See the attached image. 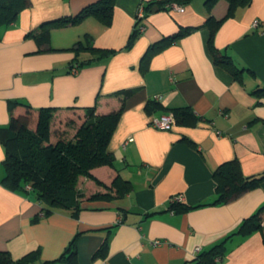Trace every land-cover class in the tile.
Segmentation results:
<instances>
[{
	"label": "crops",
	"instance_id": "1",
	"mask_svg": "<svg viewBox=\"0 0 264 264\" xmlns=\"http://www.w3.org/2000/svg\"><path fill=\"white\" fill-rule=\"evenodd\" d=\"M95 1L30 0L15 22L0 26V125L10 121L9 99L82 114L96 99L101 112L117 107L111 94L131 89L108 144L114 169L131 188L111 199L81 200L76 216L68 210L43 216L32 194L1 184L5 152L0 143V249L19 258L40 248L42 259H55L77 236L78 264H192L196 247L206 250L220 242L264 204L263 180L230 202L199 205L214 199L212 173L223 161L237 158L244 175L264 171V96L254 93L264 87V26H252L255 18L264 20V0H250L230 14L228 0H190L182 10L152 5L139 19L143 29L130 47L139 7L158 0H115L109 25L90 16L54 28L51 51L37 52L35 39L26 36L42 21L74 15ZM209 17L223 19L214 43L243 70L240 80L213 61ZM184 27L195 28L141 62L149 45ZM85 35L95 47L115 52L73 73L70 46ZM89 57L86 51L79 54L81 60ZM149 101L157 105L148 112ZM184 106L198 117L194 124L174 121L169 130L151 125L153 118ZM23 111L18 106L14 113ZM94 173L110 182L114 170L100 167ZM84 185L90 193L97 189L88 181ZM176 196L199 206L172 211ZM105 239L106 249L95 254ZM154 239L162 242L154 245ZM215 264H264V233L234 235Z\"/></svg>",
	"mask_w": 264,
	"mask_h": 264
},
{
	"label": "trees",
	"instance_id": "2",
	"mask_svg": "<svg viewBox=\"0 0 264 264\" xmlns=\"http://www.w3.org/2000/svg\"><path fill=\"white\" fill-rule=\"evenodd\" d=\"M114 1L97 0L84 6L74 15L44 20L39 26L27 32L26 36L35 39L38 45L37 52L51 51L53 48L49 45V39L52 29L77 24L90 16L103 25H109L112 20ZM189 1H151L145 4L144 11L147 13L152 5H156L157 8L171 9L170 6L173 4L184 6ZM208 1L211 3L214 0ZM228 1L229 14L238 5L250 3V0ZM30 4V0H0V26L15 22L19 13ZM222 20L209 17L205 21L209 28L208 49L215 64L240 80L243 70L233 62L230 56L222 54L214 43L216 31ZM138 22L128 37L126 47L132 46L140 33ZM194 28L184 27L174 34L153 42L146 49L141 62L146 64L153 54ZM70 49L75 52V56L69 64V71L73 67L80 70L91 60L110 57L115 52L112 49L95 47L89 35L75 41ZM84 51L89 52L90 57L81 60L79 54ZM140 68H143V65L140 64ZM131 92V89H126L112 93L111 95L118 100L115 108L101 112L98 110L96 99L93 105L83 107L82 114L71 112L63 114L59 112L58 107L34 109L29 103L18 98L9 99L10 121L8 125H0V143L5 152L1 184L10 190H24L32 194L41 204L43 216L55 210H68L71 216H76L80 209V201L83 199H111L114 194L121 196L128 192L131 183L114 169L115 156L108 149V144L122 114L124 99ZM254 93L258 97L264 96V87L256 89ZM156 105V102L149 101L145 108L149 112ZM18 106L24 108V111L15 114L14 110ZM170 111L178 124L192 125L198 119L188 106L175 107ZM100 167L114 170L110 182H105L95 175L94 170ZM212 175L215 181V197L212 201L199 205L230 202L246 191L256 188L264 180V171L254 175H244L237 158L220 163ZM85 181L91 182L97 189L91 193L88 192V187L84 185ZM196 206L173 200L169 204V209L182 212ZM38 219L39 215L32 221ZM256 230L264 233V204L244 218L236 229L220 242L206 250H201L199 246V250L195 252L191 260L192 264H215L223 256L226 243L231 237L249 235ZM76 238L77 236H74L55 259H42L40 248L30 250L19 258H13L8 250L0 249V264H78ZM106 246L105 239L95 254L103 253Z\"/></svg>",
	"mask_w": 264,
	"mask_h": 264
},
{
	"label": "built area",
	"instance_id": "3",
	"mask_svg": "<svg viewBox=\"0 0 264 264\" xmlns=\"http://www.w3.org/2000/svg\"><path fill=\"white\" fill-rule=\"evenodd\" d=\"M171 9H176V10H182L183 8L179 5L173 4L172 6H170ZM145 14L144 8L142 6L139 7L138 12H137V16H136V22L139 21V19ZM258 25H263L264 26V20H260L255 18L252 21V26L253 27H257ZM139 30L142 31L143 26L139 25ZM71 71L73 73H76L78 70L77 68L73 67L71 69ZM158 98H161L160 95L157 96ZM151 125L158 128V129H166L169 130L171 128H173L174 126V117L172 114H164L160 117H155L151 120ZM27 188H29V186H27ZM181 196H176L174 198V200H180ZM162 241L160 239H154L153 240V244L154 245H159ZM199 246L195 248V252H197L199 250ZM105 264V263H103Z\"/></svg>",
	"mask_w": 264,
	"mask_h": 264
}]
</instances>
